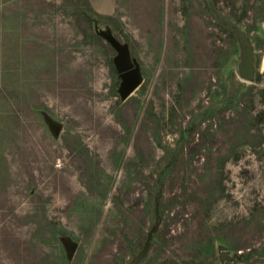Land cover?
I'll use <instances>...</instances> for the list:
<instances>
[{"label": "rangeland", "instance_id": "1", "mask_svg": "<svg viewBox=\"0 0 264 264\" xmlns=\"http://www.w3.org/2000/svg\"><path fill=\"white\" fill-rule=\"evenodd\" d=\"M0 264H264V0H0Z\"/></svg>", "mask_w": 264, "mask_h": 264}, {"label": "water", "instance_id": "2", "mask_svg": "<svg viewBox=\"0 0 264 264\" xmlns=\"http://www.w3.org/2000/svg\"><path fill=\"white\" fill-rule=\"evenodd\" d=\"M109 40L112 45L119 51L120 56L118 60V65L121 70V75L124 82V94H130L140 83L138 76L139 67L134 66L128 62V54L126 46L121 42L119 38L115 35L110 34ZM253 59L254 53L252 50L247 49L243 58L242 64V76L246 79H251L254 77L255 72L253 70ZM55 132H58L59 125L55 127ZM73 248V246H72ZM138 256L135 258L137 260Z\"/></svg>", "mask_w": 264, "mask_h": 264}, {"label": "crops", "instance_id": "3", "mask_svg": "<svg viewBox=\"0 0 264 264\" xmlns=\"http://www.w3.org/2000/svg\"><path fill=\"white\" fill-rule=\"evenodd\" d=\"M120 0H91L93 6L102 13H114Z\"/></svg>", "mask_w": 264, "mask_h": 264}]
</instances>
